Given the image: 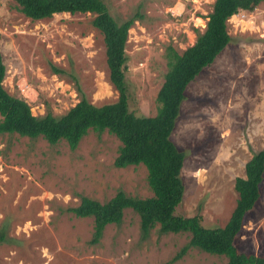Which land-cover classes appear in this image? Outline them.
I'll list each match as a JSON object with an SVG mask.
<instances>
[{
	"label": "rangeland",
	"instance_id": "rangeland-1",
	"mask_svg": "<svg viewBox=\"0 0 264 264\" xmlns=\"http://www.w3.org/2000/svg\"><path fill=\"white\" fill-rule=\"evenodd\" d=\"M214 0H105L111 14L125 19L144 13L128 30V106L153 115L167 69L165 45L192 44ZM90 12H56L31 19L14 0H0V52L6 64L4 87L30 103L34 114L47 104L56 115L81 96L93 103L114 101L102 35ZM232 41L189 82L170 135L185 151L184 193L175 211L199 213L206 226L223 225L238 193L235 177L264 145V0L253 11L228 18ZM55 65L60 72L52 68ZM119 139L107 130H89L77 147L51 144L41 136L0 134V264H224L225 254L191 246L174 257L189 232L140 233L139 216L126 208L120 223H108L92 240L93 218L69 207L88 195L100 201L118 189L151 195L144 164L117 167ZM261 195L246 212L235 244L242 252L264 254V179Z\"/></svg>",
	"mask_w": 264,
	"mask_h": 264
},
{
	"label": "trees",
	"instance_id": "trees-1",
	"mask_svg": "<svg viewBox=\"0 0 264 264\" xmlns=\"http://www.w3.org/2000/svg\"><path fill=\"white\" fill-rule=\"evenodd\" d=\"M19 10L31 19H42L56 12H90L91 23L102 35L108 80L117 90L114 101L91 102L80 85V99L61 114H54L47 104L43 114H34L31 105L21 95L10 93L3 85L6 64L0 52V134L43 137L54 144L64 140L74 149L82 137L93 130H107L120 141L113 163L117 167L142 163L147 169V184L151 195L134 196L118 189L105 201L81 195L80 201L69 207L77 216L93 218L95 242L108 223H120L126 208L139 216L143 237L158 225L161 232H189L188 241L174 256L179 257L191 246L204 251L225 254L224 264H264V254L242 252L235 239L242 229L246 212L261 195L264 179V145L245 162L244 175L235 177L238 196L229 218L223 225L206 226L199 213L182 215L175 211L182 199L184 183L181 169L185 151L178 148L170 135L186 98V87L204 67L232 41L227 31L228 18L241 11L251 12L262 0H214L203 28H195V41L182 50L165 45L167 69L157 92V109L153 115H139L128 106L126 84V44L129 27L144 17L137 8L125 19L118 20L105 0H14ZM55 72L61 69L52 65ZM3 234L0 235V239Z\"/></svg>",
	"mask_w": 264,
	"mask_h": 264
},
{
	"label": "crops",
	"instance_id": "crops-1",
	"mask_svg": "<svg viewBox=\"0 0 264 264\" xmlns=\"http://www.w3.org/2000/svg\"><path fill=\"white\" fill-rule=\"evenodd\" d=\"M235 14V13H234Z\"/></svg>",
	"mask_w": 264,
	"mask_h": 264
}]
</instances>
